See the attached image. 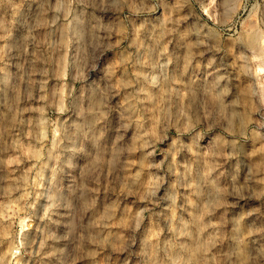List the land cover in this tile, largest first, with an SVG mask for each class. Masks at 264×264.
I'll list each match as a JSON object with an SVG mask.
<instances>
[{
  "label": "clouds",
  "instance_id": "obj_1",
  "mask_svg": "<svg viewBox=\"0 0 264 264\" xmlns=\"http://www.w3.org/2000/svg\"><path fill=\"white\" fill-rule=\"evenodd\" d=\"M0 264H264V0H0Z\"/></svg>",
  "mask_w": 264,
  "mask_h": 264
}]
</instances>
